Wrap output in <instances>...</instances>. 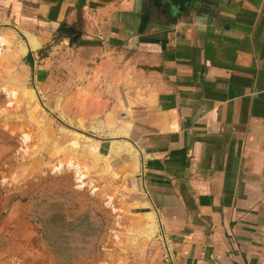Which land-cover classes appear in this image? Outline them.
<instances>
[{
    "label": "crops",
    "instance_id": "obj_1",
    "mask_svg": "<svg viewBox=\"0 0 264 264\" xmlns=\"http://www.w3.org/2000/svg\"><path fill=\"white\" fill-rule=\"evenodd\" d=\"M156 8L0 0V24L42 28L21 52L63 32L94 63L97 106L121 116L111 153L138 151L160 212L168 257L153 264H264V0H206L175 20Z\"/></svg>",
    "mask_w": 264,
    "mask_h": 264
},
{
    "label": "rangeland",
    "instance_id": "obj_2",
    "mask_svg": "<svg viewBox=\"0 0 264 264\" xmlns=\"http://www.w3.org/2000/svg\"><path fill=\"white\" fill-rule=\"evenodd\" d=\"M34 28L0 24V264L168 257L140 161L111 153L121 116L106 121L112 106H97L94 63L63 32L21 52Z\"/></svg>",
    "mask_w": 264,
    "mask_h": 264
},
{
    "label": "water",
    "instance_id": "obj_3",
    "mask_svg": "<svg viewBox=\"0 0 264 264\" xmlns=\"http://www.w3.org/2000/svg\"><path fill=\"white\" fill-rule=\"evenodd\" d=\"M152 2V0H149ZM158 7H164L166 11L170 12L173 20H175L179 14L190 10L191 8L200 5V2L206 0H154Z\"/></svg>",
    "mask_w": 264,
    "mask_h": 264
},
{
    "label": "flooded vegetation",
    "instance_id": "obj_4",
    "mask_svg": "<svg viewBox=\"0 0 264 264\" xmlns=\"http://www.w3.org/2000/svg\"><path fill=\"white\" fill-rule=\"evenodd\" d=\"M152 3L154 6H157L156 10L159 14L165 15L166 17H168V19L172 18L171 13L166 11V9L164 7H158V5H156V2L154 0H152Z\"/></svg>",
    "mask_w": 264,
    "mask_h": 264
},
{
    "label": "bare ground",
    "instance_id": "obj_5",
    "mask_svg": "<svg viewBox=\"0 0 264 264\" xmlns=\"http://www.w3.org/2000/svg\"><path fill=\"white\" fill-rule=\"evenodd\" d=\"M122 132H124V131H122ZM122 144V143H121ZM122 146V145H121ZM120 149H121V147H119ZM128 152H133V150L131 149V148H129V151ZM135 153V152H134ZM134 153H132V154H134ZM151 217V216H150Z\"/></svg>",
    "mask_w": 264,
    "mask_h": 264
}]
</instances>
